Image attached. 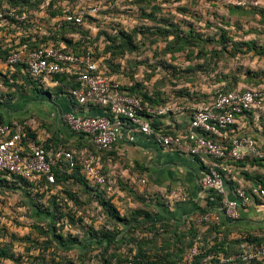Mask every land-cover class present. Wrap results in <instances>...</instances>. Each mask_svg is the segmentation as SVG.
Wrapping results in <instances>:
<instances>
[{"label":"built area","instance_id":"obj_1","mask_svg":"<svg viewBox=\"0 0 264 264\" xmlns=\"http://www.w3.org/2000/svg\"><path fill=\"white\" fill-rule=\"evenodd\" d=\"M52 0H0V88L4 75L17 74V84L26 89L25 76L47 89L60 85L57 76H65L78 84L61 92L75 106L61 113L62 122L74 133L89 139L92 147L67 149L63 146L47 147L29 132V127L18 121H6L0 110V177H18L30 184V189L53 192L59 185L55 170L76 167L92 185L111 190L112 174L103 165V154L112 151L122 142H135L139 134L152 139L159 147L184 151L207 166L202 187L214 205L200 211L193 219L199 227L211 223L222 225L240 218L242 208L264 203V186L258 182L238 185L228 194V179L233 180L234 170L241 161L264 162V146L254 136L241 133V124L253 120L264 128V84L242 86L233 91H215L190 112L185 128L175 124L164 125L161 119L184 111L167 104L151 105L124 89V84L108 76L93 49L80 52L55 39L61 22L85 25L88 15L101 10L99 4L86 6L72 0L57 3L54 9L61 14L49 13ZM253 0L251 4L259 5ZM72 4V5H71ZM16 94L3 98L6 103ZM143 184L147 180L138 179ZM235 180V179H234ZM49 192V193H50ZM169 198L186 200L183 189L173 191ZM202 232L183 259L167 264H212L216 259L229 264H264V244L243 242L236 244L230 254L207 252ZM211 243L215 239L210 238ZM241 245V246H239ZM239 246V247H238ZM0 264H10L0 258ZM114 264H136L132 258Z\"/></svg>","mask_w":264,"mask_h":264},{"label":"rangeland","instance_id":"obj_2","mask_svg":"<svg viewBox=\"0 0 264 264\" xmlns=\"http://www.w3.org/2000/svg\"><path fill=\"white\" fill-rule=\"evenodd\" d=\"M251 1L72 0L73 4L87 8L99 4L101 10L92 16L96 21L86 20V29L90 31L87 36L75 32L67 35L93 49L110 77L126 86L137 84L141 93L153 94L159 104L192 109L219 89L255 87L258 85L253 82L264 78L248 74L249 69L264 67V56L258 54L264 45V0H258L259 5ZM62 87L50 88L55 103L58 88L62 91ZM9 91L4 86L2 98ZM45 104L50 110L54 107L49 101L39 100L33 102L29 112H41ZM48 126L51 123L40 124L41 129ZM137 168L130 171L126 180L112 178L110 204L120 219L103 215L99 203L89 202L88 195L78 190L76 184H60L55 190L64 198L68 197L67 190L79 191L83 205L74 208L85 213L84 222L70 227L58 225L63 241L81 244L89 242L92 236L102 238L103 233L117 240L108 245L105 240L85 250L65 249L52 241L48 221L30 216L29 196L21 190L0 188V221L6 227L0 233V243L9 253V263L105 264L113 256L117 261L118 257H132L136 251L164 261L179 259L188 249L187 238L178 240L174 224L152 225L146 218V212L155 213L154 198L147 197L152 193L136 177L134 172H140ZM47 200L42 198L43 202ZM90 224L100 233L89 230ZM189 226H180L178 231L185 232ZM124 232L127 236L122 243Z\"/></svg>","mask_w":264,"mask_h":264},{"label":"crops","instance_id":"obj_3","mask_svg":"<svg viewBox=\"0 0 264 264\" xmlns=\"http://www.w3.org/2000/svg\"><path fill=\"white\" fill-rule=\"evenodd\" d=\"M60 86H63V88L69 87L61 81ZM49 89H41L36 86L27 88L13 100L0 103V106H2L0 110L4 119L6 121L15 120L23 125L26 124L36 137L31 136L42 144L49 145V147L63 146L68 149L92 147L87 137L77 135L61 120V113L73 110L75 105L62 95L61 90L56 91L58 96L55 103L51 94L53 89ZM41 93L42 96H40ZM39 100L43 103L49 101L54 107L50 110L45 104V106L43 105V111H32L30 113L29 110L33 102ZM42 121L51 123V127L41 129L40 124ZM189 121V111H183L161 119L164 125L175 124L179 128H185ZM244 132H247V135L256 137L264 146V128L257 127L253 120L241 124V133ZM103 165L112 174L113 180L117 181L120 177L125 180L128 179L130 171L136 169L137 166L140 172H134L136 177L147 180L144 185L152 193V196L147 197L154 198L153 210L155 213L152 215L154 219L163 220L164 223H176L179 227H183L196 217V214L201 211L200 209L207 211L214 205V202L210 200L207 192L202 187V180L207 170L204 162L184 151L159 147L152 139L142 134L138 135L135 142L122 141L112 151L103 154ZM250 175L251 177L260 176L264 180V162L255 161L244 166H237L233 173L232 183H228L230 197L233 196L232 189L238 185L237 179L246 183H261L257 179H252ZM177 189L184 190L186 200L173 201L169 198V195ZM60 196H63V194L60 193ZM106 228L110 229L107 226ZM199 228L203 236L214 234L207 226ZM247 236L264 238V203L260 204L259 202L256 205L242 208L240 218L236 221L223 220L222 227L219 230L220 240H233L238 244L239 240ZM90 238L89 242L76 244L75 247L81 250L92 247L96 244V240L93 236ZM82 244H85V247L80 246ZM222 252H225V250Z\"/></svg>","mask_w":264,"mask_h":264},{"label":"trees","instance_id":"obj_4","mask_svg":"<svg viewBox=\"0 0 264 264\" xmlns=\"http://www.w3.org/2000/svg\"><path fill=\"white\" fill-rule=\"evenodd\" d=\"M40 1H46V0H40ZM68 0H52L50 2V6L49 8L51 10H49V13L52 15H56V14H61V10L59 11L58 9H54V5L61 2L62 4L65 3ZM71 1V0H70ZM92 20V21H96V19L90 15H88L87 20ZM56 33H58L59 37L55 36L56 40H59L60 42H63L65 44H67L70 48L75 49L77 52H80L81 50H78V47H83V49H85L86 47L82 45V41L79 39L77 41H75V39L70 36L67 35V33L70 32H75L78 34H82V36H87L89 34V29H86V23L85 25H75V24H71V23H67L65 21L61 22V25L59 27L58 30L55 31ZM71 45H73V47H71ZM262 48L260 50H258V54L261 56H264V45L261 46ZM82 49V50H83ZM97 55V54H96ZM261 70V71H260ZM260 70H252L249 69L248 74H251L252 77L256 78V77H264V67ZM106 74L107 70L105 71ZM261 72V73H260ZM109 76V75H108ZM12 78L15 80V82H11L9 77H7V75H4L1 79V82L4 86H6L8 89H10V91L8 92V95H14L16 94V91H13L14 86L17 88V92H22L23 90H26L27 88H32V87H38V84L36 81H34L31 77L25 76V80L27 81V85L28 87L26 89H22V87L20 85L17 84V74H14L12 76ZM59 81H61L62 83L67 84L70 87H76L78 86V84L76 82H74L73 80L69 81L65 76H57L56 77ZM254 84H257L258 86H261L264 84V78H262V80L253 82ZM239 88V87H238ZM235 88V89H238ZM59 90H61V88H58ZM124 89H126L128 92H130L131 94H135L140 96L144 102L149 103L151 105H167L169 103L166 104H159L156 100H155V96L153 94H146V93H141L138 90L137 84H131V85H124ZM64 90V88L62 87V91ZM234 89H230V90H225L226 92L229 91H233ZM61 91V92H62ZM0 95H4L3 94V88H0ZM214 95V93H213ZM211 95L210 98L208 100H206L207 102L211 100V97L213 96ZM205 101H202L201 103H203ZM0 108H2V106H0ZM184 111H189L191 112V109H184ZM2 114V113H1ZM29 129V132L32 133V130ZM244 135H247V132L242 133ZM32 136H35L34 133L31 134ZM36 137V136H35ZM47 147H49V145H45ZM68 149V148H67ZM255 161H250V163H253ZM257 162V161H256ZM247 164V161H241L238 165L240 166H244ZM56 173V178H57V184H69V183H73L76 184L78 186V190L83 191L82 193L85 195H88V199L89 202H94L96 201L97 206L100 208L101 212L103 215H105L106 217H108L109 219L111 217L114 218H119L118 212L115 211V209L113 208L112 204H110V190L107 187H103V186H98V185H92L90 184L87 179L85 178V176L83 175V173L81 172V168L80 167H76L73 170H69V168L67 166H65L63 169L60 170H55ZM251 177V175H250ZM252 179H257L261 182V184H263L264 186V180L260 177V176H252ZM231 178H229L227 181L228 183H232V180H230ZM111 186H112V182H111ZM0 188H11L12 190H21L22 193H24L26 196H29L30 198V207H31V214L30 216L33 219L36 220H44L46 219V221H48L49 226H48V230H50L52 232V236L51 239L52 241H55L58 245H60L61 247H64L65 249H72L76 246L77 243L75 242H65L63 241V232H62V228H60V225H66L67 226H71L74 225L76 223L79 222H84L85 220V216L83 213H81V211H79V209H75V206H81L83 205V201L81 200L82 197L80 196L81 194L79 193V191H66L65 193L67 194V198L61 197L58 193V191L56 193L53 192H45V191H39L34 193L31 189H30V184L26 181H24L23 179H20L18 177H12V178H8V177H0ZM233 188V186H232ZM48 198V200L46 202L42 201V198ZM72 202V203H70ZM73 204V205H72ZM200 209V208H199ZM201 211H205V209H200ZM146 218L149 219L152 223V225H158L160 224L162 226V223H164L163 220H156L154 219L153 215L151 213L146 212L145 213ZM68 219V221H67ZM144 222V221H143ZM190 226L188 228V230H186L185 232H180L178 231L179 225H177L176 223L174 224V230H176L179 234V241H181L183 238H187V244L186 247L189 249L193 246L196 238L200 235V228L195 224V222L191 223V221L189 222ZM59 225V226H58ZM5 225L3 224V222L0 221V233H3L4 230H6V227H4ZM86 226H88L86 224ZM89 226H91L89 228V230H99L98 228L94 227V224H90ZM222 227V225H218L215 223H211L209 226V230L213 231L214 234L211 236H203L202 235V240L205 243V249L207 252H222L223 250H225V252L227 254H230L231 252H233V250L236 249V241L233 240H220L219 238V230ZM106 230H108L106 227H103ZM104 232V231H102ZM176 232V234H177ZM91 234H93L92 232H90ZM100 232H96L94 234H99ZM127 232H124V239L121 241L122 243H124L125 238L127 236L126 234ZM104 235H102V238H96V236L93 238L96 240V243L98 244H103L104 240L108 241V243H112L117 241L115 238L110 237L108 234L103 233ZM215 239V243L214 244H210V238ZM189 239V240H188ZM239 244L243 243V242H250L252 244H264V238L263 237H256V236H247L244 239L239 240ZM180 243V242H179ZM82 247H85V244L80 245ZM184 249L182 250V253L184 252V255L181 256L179 259L177 260H172V261H164L161 257L159 256H147L145 255L144 252H135L134 255L132 257H118L117 261H123V260H127L129 258H132L136 264H167V263H173L176 262L178 260H181L184 258L186 252L188 251ZM9 256V253L5 250V246L1 245L0 243V258H4L7 259V257ZM113 259L115 260V257L113 256ZM105 260V264H114L115 261L114 260ZM212 264H226V263H222L220 260L216 259ZM262 264V263H260Z\"/></svg>","mask_w":264,"mask_h":264}]
</instances>
